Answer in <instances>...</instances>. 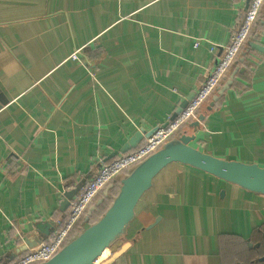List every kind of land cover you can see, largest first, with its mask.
I'll return each instance as SVG.
<instances>
[{
  "label": "crops",
  "instance_id": "0c3cea01",
  "mask_svg": "<svg viewBox=\"0 0 264 264\" xmlns=\"http://www.w3.org/2000/svg\"><path fill=\"white\" fill-rule=\"evenodd\" d=\"M247 2L0 0V263L47 241L66 216L64 193L199 88ZM256 23L230 87L182 133L218 158L264 167V6ZM263 224V194L172 162L137 202L120 237L129 246L111 264H246Z\"/></svg>",
  "mask_w": 264,
  "mask_h": 264
},
{
  "label": "water",
  "instance_id": "95a60500",
  "mask_svg": "<svg viewBox=\"0 0 264 264\" xmlns=\"http://www.w3.org/2000/svg\"><path fill=\"white\" fill-rule=\"evenodd\" d=\"M249 45L260 50V47L252 41L249 42ZM239 60H242V58ZM237 70L238 66H235L229 71L225 81L211 96L208 108L213 106L225 90L230 87ZM193 96L194 93L188 95L180 103L171 119L186 107ZM5 100L0 93V106ZM202 119V115L198 116L191 123V126L197 129L199 121ZM152 132L153 130L149 132L143 129L137 130L120 149L113 151L108 158L131 150L138 145L142 138L148 137ZM193 139L194 135L181 133L164 142L156 151L137 163L127 174L120 178L118 190L103 214L71 237L49 260L38 264H94L103 250L124 234L125 229L134 218V209L137 202L151 187L153 178L172 162L195 167L242 189L264 195V167L255 163L218 158L193 146L191 144ZM76 191V189H73L64 193L62 209L68 207L69 200ZM94 206H90L88 214L91 213ZM51 223L53 222L51 221ZM128 246L129 243L125 242L101 264L113 263L126 251Z\"/></svg>",
  "mask_w": 264,
  "mask_h": 264
},
{
  "label": "built area",
  "instance_id": "2783aa9c",
  "mask_svg": "<svg viewBox=\"0 0 264 264\" xmlns=\"http://www.w3.org/2000/svg\"><path fill=\"white\" fill-rule=\"evenodd\" d=\"M264 0H248L246 9L238 25L231 32L229 41L218 63L208 72L194 96L188 101L176 117H171L153 132L144 137L141 144L133 150L119 154L111 160L101 163L97 173L80 187L69 200L66 216L55 222L53 231L47 241L35 247L8 264H38L49 260L69 240L68 233L88 210L91 201L98 192L109 185H118L120 178L127 174L137 163L156 151L167 140L177 136V131L185 123L197 119V110L215 92L225 79L237 56L245 45L253 25L258 19ZM213 47L210 50L213 51ZM81 49L75 50L70 58L78 60Z\"/></svg>",
  "mask_w": 264,
  "mask_h": 264
},
{
  "label": "trees",
  "instance_id": "16d2710c",
  "mask_svg": "<svg viewBox=\"0 0 264 264\" xmlns=\"http://www.w3.org/2000/svg\"><path fill=\"white\" fill-rule=\"evenodd\" d=\"M261 14V13H260ZM260 16V15H259ZM257 21V20H256ZM259 29V25L258 23H254L253 25V28H252V31L250 34H252V32H254V30H257ZM87 50V49H86ZM85 50V53L87 54V51ZM241 52V51H240ZM240 54V53H239ZM88 57V55H87ZM238 65L239 67L240 66H246V68L248 67V62L247 60L245 59V57L243 58L242 61L238 62ZM209 99V98H208ZM208 99L205 101L207 102ZM204 102V103H205ZM203 103V104H204ZM202 104V105H203ZM202 105L200 106V108L197 110V115L202 107ZM208 109H211L208 108ZM209 111V110H208ZM193 120L185 123L184 125H182L180 127V129L177 131V134H181L184 129L192 123ZM133 150V149H132ZM118 190V185L114 184L112 187H110L109 189V195L108 196H102V199H100L99 202H97V197L98 195L100 194V192L97 193V195L94 197V199L91 201L90 205H89V208L90 206L92 205H95L94 206V209L91 211V213L88 215V219H89V223H92L94 222L95 220H97L102 214L103 212L106 210V208L109 206L110 202H111V199L112 197L116 194ZM88 208V209H89ZM88 210L85 211L84 215H86ZM83 215V216H84ZM82 216V217H83ZM82 219V218H81ZM81 219L72 227V229L69 231L68 233V239H70L71 237H73L74 235H76L78 232H80L82 230V228L80 227V222H81ZM262 232H264V224L262 225V228H261ZM260 258H263L262 260H259ZM247 262L246 264H264V234L262 233V237L260 239V245L254 249H252L249 253H248V258H247Z\"/></svg>",
  "mask_w": 264,
  "mask_h": 264
},
{
  "label": "rangeland",
  "instance_id": "374dc122",
  "mask_svg": "<svg viewBox=\"0 0 264 264\" xmlns=\"http://www.w3.org/2000/svg\"><path fill=\"white\" fill-rule=\"evenodd\" d=\"M90 224V223H89ZM121 238H123V237H121ZM121 238L119 237V238H117L110 246H109V248H107L108 249V252H107V254H106V256L104 257V259L103 260H105V259H107L109 256H110V254L112 253V252H114V251H116L119 247H120V244H121ZM122 245V244H121ZM102 260V261H103ZM99 264H100V262H99Z\"/></svg>",
  "mask_w": 264,
  "mask_h": 264
},
{
  "label": "bare ground",
  "instance_id": "6f19581e",
  "mask_svg": "<svg viewBox=\"0 0 264 264\" xmlns=\"http://www.w3.org/2000/svg\"><path fill=\"white\" fill-rule=\"evenodd\" d=\"M107 248H109V247H107ZM107 248H105V249L103 250V252L101 253V255H99V256L97 257V260L94 262V264H99V262H100V264H101L102 260L104 259V257L106 256V254H107V252H108V249H107Z\"/></svg>",
  "mask_w": 264,
  "mask_h": 264
}]
</instances>
